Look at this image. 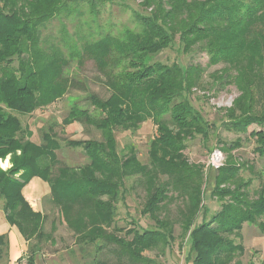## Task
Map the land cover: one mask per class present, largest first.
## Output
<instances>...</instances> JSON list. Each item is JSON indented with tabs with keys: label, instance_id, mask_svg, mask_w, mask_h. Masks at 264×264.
Wrapping results in <instances>:
<instances>
[{
	"label": "trees",
	"instance_id": "trees-1",
	"mask_svg": "<svg viewBox=\"0 0 264 264\" xmlns=\"http://www.w3.org/2000/svg\"><path fill=\"white\" fill-rule=\"evenodd\" d=\"M135 2L141 11L133 9ZM107 6L109 16L113 6L129 9L133 26L117 32L110 20L100 22ZM85 18L88 21L82 22ZM56 20L60 36H44ZM66 21L75 28L73 34ZM177 44L183 54L194 47L206 52L208 68L222 66L212 75L211 90L234 86L239 93L226 109L224 127L247 134L250 127L259 126L250 135L256 138L255 152L264 158V0H0V161L10 156L11 163L10 169H0V197L8 224L17 227L25 240L36 241L27 253V264H36L41 250L37 245L50 241L56 230L53 223L51 233L45 231V215L24 197L23 190L34 178L50 185L51 202L81 248L94 245L102 250L110 238H118L108 232L120 231L114 226L117 204L128 182L145 176V168L167 167L170 175L179 177L155 186L159 193L152 199V185L145 186L144 215L159 222L157 212L162 201L167 203L169 190L200 202L193 187L185 188L180 172L193 173L181 155L186 133L208 140L213 129L200 120L190 100L194 90L204 87L205 69L155 60ZM85 58L95 62L111 95L106 100L87 95L86 108L75 100L62 121L65 127L78 122L101 133L100 141L66 143L88 158V163L76 168L61 164L57 152L62 146L51 129L42 133V143L37 144L18 115H32L63 99L74 84L67 71L72 63L82 65ZM147 121L157 131L149 145L148 163L143 164L134 148L120 154L116 131L136 132ZM233 147L237 145L224 144L222 150ZM218 172L212 193L231 202L210 219L203 214L200 224L190 218L182 226L190 241L192 264H230L245 253L235 239L243 225L255 224L264 216V193L250 201L240 191L245 182L235 192L220 189L237 178L239 167L223 165ZM164 228L161 224L153 230L131 231L132 240L123 243L121 252L133 264H147L138 251L160 239L167 243L172 236ZM8 247V237L0 235V255Z\"/></svg>",
	"mask_w": 264,
	"mask_h": 264
},
{
	"label": "rangeland",
	"instance_id": "rangeland-1",
	"mask_svg": "<svg viewBox=\"0 0 264 264\" xmlns=\"http://www.w3.org/2000/svg\"><path fill=\"white\" fill-rule=\"evenodd\" d=\"M131 5L133 9L136 8V10L141 11L136 2ZM109 12L110 9L107 6L101 12L99 21L108 22L110 20L116 25L114 30L117 32L123 29L124 26H133V15L129 9L113 6L111 16L108 15ZM86 20L87 18L82 22ZM65 23L69 33L73 34L75 32L73 25L69 21ZM59 30L60 23L56 20L48 27L44 36H48V38L52 35L58 36ZM83 33L86 34L88 31L83 30ZM55 42L61 43L58 40ZM155 60L169 65L178 63L181 66L195 65L205 69L203 74L204 87L194 90L190 100L193 108L199 114L200 120L210 123L213 129H210L208 140L195 132L186 133V149L181 155H184L187 161L186 164L193 173L180 172L181 177H183V184H186L185 188L193 187V191L197 193L200 202L197 203L196 200L194 202L189 201L182 191L173 193L169 190L167 192V203L162 201L160 210L157 212L160 214L158 215L159 222L148 215H144L145 186L150 187L152 185V199L157 197L159 193L158 187L155 186H162L166 181L172 180L174 182L179 177V174L170 175L171 170L169 169L170 172L166 170L167 167L145 168L143 170V173H146L145 176L140 181L133 179V181L128 182L126 192L123 197H120V202L117 204V217L114 226L120 231L116 233L117 231H113V228L108 229V232L115 233L118 238H110V241L105 243L102 250H97L98 247L94 245L81 248L76 244L73 231L68 228L59 209L51 202V194L45 195L41 198L38 207L30 205L35 211L38 210L45 215L44 227L47 233H51L53 223L56 225V230L51 234L50 241L37 245L41 250L36 256V264H133L130 262L128 255L121 252L123 243L132 240L131 231L141 228L153 230L159 228L161 224L165 225L164 229L172 238H169L167 243L163 241L164 239H160L159 242L157 240V242L150 244L147 249L139 250L141 258L147 264H192V261L188 260L190 241L185 237L186 234L183 233L182 226L184 227L190 218L191 220L196 219L194 222L200 224L203 214L210 219L212 215L221 211L225 202H231L229 198L221 199L212 193L217 187L215 179L223 165L239 167V173L232 182L219 186L220 189L235 192V188L245 182L244 185L247 186L240 188V191H244L250 201L257 200L260 194L264 193V158H261L255 152L256 138L250 135L251 132L259 131L261 128L253 125L249 128L247 134L226 130L224 127L227 120L226 109L233 106L239 93L234 86L226 87L224 90L217 86L215 88L218 93L216 90H211L214 82V76L212 77V75L220 71L222 66L208 68L209 57L206 52L201 51L199 47H194L191 52L183 54L179 44L163 51ZM67 74H70L74 84H71L72 87L69 93L63 99L37 110L32 115H18V118L21 120L23 127L31 133V141L37 144L42 143V133L51 129L62 146V149L57 152L61 164L77 168L88 163V158L83 150L70 148L66 146V143L68 141H100L102 139L101 133L94 127L78 122L65 127L62 125V121L67 117L75 100H79V104L86 108L90 105L87 95H96L106 100L110 97L111 92L105 84V77L100 73L93 60L85 58L82 65L72 63ZM156 131L157 129L152 121L143 123L136 132L117 130L116 139L120 154L124 155L127 153V149L134 148L140 162L147 164L149 145L154 139ZM176 132L178 131L174 133ZM224 144L229 146L235 144L237 147H233L229 151H223ZM215 151H219L223 155L222 166L219 169H213L210 166L211 157ZM5 162L9 163L6 168L3 167ZM10 168V156L6 160L0 161L1 170L6 171ZM3 205L4 200L0 197V212L2 214L5 213ZM79 214L82 215L83 213ZM170 232L173 234H170ZM23 239L25 240L24 237ZM235 239L237 243L244 246L245 253L230 264H238V262L240 264H264V216H260L255 224L246 222L243 225L241 234ZM116 241L119 243L116 244ZM25 242L27 250L23 258L26 261V257L29 256L27 253L36 241L25 240ZM8 262L9 247L7 251L0 255V264H8ZM139 263L135 262V264Z\"/></svg>",
	"mask_w": 264,
	"mask_h": 264
},
{
	"label": "crops",
	"instance_id": "crops-1",
	"mask_svg": "<svg viewBox=\"0 0 264 264\" xmlns=\"http://www.w3.org/2000/svg\"><path fill=\"white\" fill-rule=\"evenodd\" d=\"M9 164V163H8ZM51 193L50 185L39 178H34L23 190L24 197L32 206H37L41 198ZM38 211V210H37ZM3 212V211H2ZM40 212V211H39ZM42 213V212H41ZM0 235L8 237L9 241V262L8 264H26L24 253L26 242L15 226L8 224L6 214L0 212Z\"/></svg>",
	"mask_w": 264,
	"mask_h": 264
},
{
	"label": "built area",
	"instance_id": "built-area-1",
	"mask_svg": "<svg viewBox=\"0 0 264 264\" xmlns=\"http://www.w3.org/2000/svg\"><path fill=\"white\" fill-rule=\"evenodd\" d=\"M222 153L219 152V151H215L213 154H212V157H211V164L210 166L214 169H219L222 164H221V161H222Z\"/></svg>",
	"mask_w": 264,
	"mask_h": 264
},
{
	"label": "clouds",
	"instance_id": "clouds-1",
	"mask_svg": "<svg viewBox=\"0 0 264 264\" xmlns=\"http://www.w3.org/2000/svg\"><path fill=\"white\" fill-rule=\"evenodd\" d=\"M4 167L6 168V167H8V165H4Z\"/></svg>",
	"mask_w": 264,
	"mask_h": 264
},
{
	"label": "bare ground",
	"instance_id": "bare-ground-1",
	"mask_svg": "<svg viewBox=\"0 0 264 264\" xmlns=\"http://www.w3.org/2000/svg\"><path fill=\"white\" fill-rule=\"evenodd\" d=\"M5 163H3V165H4ZM6 164H7V162H6ZM8 165V164H7ZM4 167V166H3ZM5 168V167H4Z\"/></svg>",
	"mask_w": 264,
	"mask_h": 264
},
{
	"label": "snow or ice",
	"instance_id": "snow-or-ice-1",
	"mask_svg": "<svg viewBox=\"0 0 264 264\" xmlns=\"http://www.w3.org/2000/svg\"><path fill=\"white\" fill-rule=\"evenodd\" d=\"M4 165H7V164H6V162H5V164H4ZM4 165H3V166H4Z\"/></svg>",
	"mask_w": 264,
	"mask_h": 264
}]
</instances>
